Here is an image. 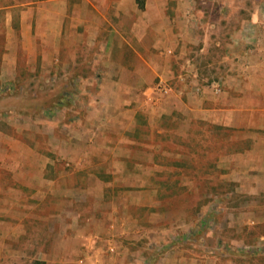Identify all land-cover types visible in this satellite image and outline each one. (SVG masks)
I'll use <instances>...</instances> for the list:
<instances>
[{"label":"crops","instance_id":"1","mask_svg":"<svg viewBox=\"0 0 264 264\" xmlns=\"http://www.w3.org/2000/svg\"><path fill=\"white\" fill-rule=\"evenodd\" d=\"M40 70L65 82L81 115L98 117V134L82 126L72 139L74 167L56 175L61 183H42L55 176L54 158L0 155L3 169L19 163V180H33L28 190L12 188L0 175V264H10L11 228L45 264H137L132 245L168 235L156 219L159 197L183 194L191 178L184 151L163 146L154 155L156 130L210 138L201 146L216 130L222 152L209 160L226 170L238 164L248 177L264 173V0H0V83ZM159 81L168 95L155 93ZM155 117L176 126L158 129ZM246 142L234 155L232 145Z\"/></svg>","mask_w":264,"mask_h":264},{"label":"rangeland","instance_id":"2","mask_svg":"<svg viewBox=\"0 0 264 264\" xmlns=\"http://www.w3.org/2000/svg\"><path fill=\"white\" fill-rule=\"evenodd\" d=\"M23 74L12 82L0 83V155L11 161L34 155L54 158L56 164H53L52 172L55 176L42 183H61L64 179L59 180L56 175L74 167L69 159L72 139L76 138L82 126H88L90 133L96 132L97 135L94 122L98 117L81 115L77 109L79 100L75 95L70 97L66 94L64 81L54 82L51 74H44L41 70ZM72 107L74 112L70 110ZM164 123L176 126V120L169 117L154 118L157 127ZM35 127L42 131L38 138ZM181 133L166 134L157 130L153 133L155 144H161L153 150L154 155H159L158 151L163 146L175 155L184 151V166L191 178L183 181L186 184L183 194L159 197L157 207L163 205L164 210L156 211V219L164 225L163 230L168 235L161 238L158 232L152 243L132 245V251L141 252L142 257L137 264H163L167 259L182 256L185 257L184 264H264V173L253 172L248 177L236 173L241 167L238 164L232 163L226 170L224 165L213 162V158L209 160V153L214 154L215 159V153L220 155L222 152L217 138L223 137L216 130L212 132L213 144L205 142L204 146L197 140L209 141L210 138L195 136L191 132ZM139 134L149 136L151 133L143 130ZM96 135H90L89 141H93ZM37 139L41 140L39 147L34 146ZM248 144L234 143L233 154L246 150ZM142 152L146 154L145 149ZM250 153L256 156L254 150ZM7 167L3 169L0 165V175L10 179V186H24L28 190L33 180L30 182L23 175L19 180L18 175L25 173V169L20 170L19 163ZM196 170L204 173L203 177L194 178ZM225 171H234V174L221 177ZM67 181L70 186V180ZM77 183L80 186L82 181ZM25 198L29 199L27 202H34L32 196ZM10 200L16 203L18 196L11 193ZM45 201L50 203V197ZM16 216L17 213L13 212L10 219ZM16 231L11 228L14 239L11 238L10 243V264H35L37 260L32 257L37 249L31 242L19 244ZM49 246L42 243L41 252L48 253ZM172 264H177V261Z\"/></svg>","mask_w":264,"mask_h":264},{"label":"built area","instance_id":"3","mask_svg":"<svg viewBox=\"0 0 264 264\" xmlns=\"http://www.w3.org/2000/svg\"><path fill=\"white\" fill-rule=\"evenodd\" d=\"M153 89L158 96H166L170 92V86L163 81L157 82L154 85ZM220 91H221L220 87L217 86L215 92L219 93ZM149 100H152V98H149Z\"/></svg>","mask_w":264,"mask_h":264},{"label":"trees","instance_id":"4","mask_svg":"<svg viewBox=\"0 0 264 264\" xmlns=\"http://www.w3.org/2000/svg\"><path fill=\"white\" fill-rule=\"evenodd\" d=\"M35 264H45V262L44 261H39V260H37L36 262H35Z\"/></svg>","mask_w":264,"mask_h":264}]
</instances>
